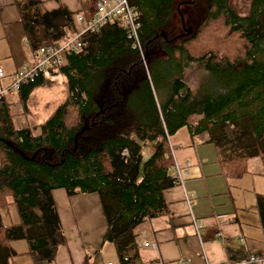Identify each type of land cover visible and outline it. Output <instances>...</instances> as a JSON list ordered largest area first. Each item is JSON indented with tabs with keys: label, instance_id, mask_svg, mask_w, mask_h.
<instances>
[{
	"label": "trees",
	"instance_id": "obj_1",
	"mask_svg": "<svg viewBox=\"0 0 264 264\" xmlns=\"http://www.w3.org/2000/svg\"><path fill=\"white\" fill-rule=\"evenodd\" d=\"M126 1L136 11L142 59L119 21L107 20L82 35L79 50L64 52V63L36 73L16 90L26 111L28 93L42 84L43 72L62 75L63 100L42 122L15 127L0 95V208L13 204L17 214V222L0 220V264L22 254L30 264L53 261L65 242L50 195L54 188L67 195L94 192L106 225L103 238L118 264H131L137 250L134 228L167 213L162 191L175 184L168 172L167 136L189 121L207 132L215 148L227 150L219 160L224 176H240L248 156L260 159L264 174V61L257 60L264 55V0H248L243 16L229 0H206L199 20L185 33L179 7L197 0ZM71 14L63 7L21 13L30 48L58 44L63 26L65 38L73 33ZM147 61L152 68L161 62L173 68L163 69L157 102L146 76L157 69H144ZM192 63L211 77L204 89L200 79L191 89L181 78L182 68ZM140 142L151 147L142 161ZM258 211L264 222V206ZM15 239L25 241V251L8 246ZM83 264H89L86 257Z\"/></svg>",
	"mask_w": 264,
	"mask_h": 264
},
{
	"label": "crops",
	"instance_id": "obj_2",
	"mask_svg": "<svg viewBox=\"0 0 264 264\" xmlns=\"http://www.w3.org/2000/svg\"><path fill=\"white\" fill-rule=\"evenodd\" d=\"M92 2L36 0L35 6H28L25 0H0V69L3 73L0 86H7L10 73L30 64L35 57V49L30 48L24 34L21 13L29 16L63 7L72 14L87 15ZM65 34L66 28L63 26L55 40L60 42ZM46 73L52 74L44 71L42 83L46 80ZM37 86L30 89L25 105L29 96L32 99L31 92ZM1 95L8 105L18 103L16 90ZM20 109L16 110L17 114L28 111L27 105L26 111ZM189 123L190 126L182 125L167 136L172 159L183 166L186 173L180 184L162 191L167 213L145 219L134 228L137 250L131 264H230L249 253H264V222L258 211L259 206H264V190L259 192L253 182L248 185L242 181L244 174L251 173L254 178L260 176L264 182L260 159L248 156L243 162L244 171L240 176H224L219 160L227 156V150L215 148L205 130L194 129V121ZM168 172L170 174L171 169ZM54 194L65 203L75 238L71 244L65 237V242L57 246L53 261L47 264H83L85 257L89 264H103L110 261L102 260L104 249L116 259L113 247L107 241V245L97 253L96 247L104 239L106 227L97 195L94 192L67 195L63 188L62 191L54 188L50 191L53 204ZM183 194L189 196L188 202ZM6 206L0 208V220L5 215L11 220L7 218L8 222L4 224L17 222L16 211L9 213ZM54 209L58 220L61 219L55 204ZM191 219L200 222L196 231ZM9 242L8 246L15 253L26 249L25 241L24 247L17 241L13 248ZM143 242H153L155 246L142 245ZM10 263L30 264V259L26 254L13 255ZM248 264H264V261Z\"/></svg>",
	"mask_w": 264,
	"mask_h": 264
},
{
	"label": "rangeland",
	"instance_id": "obj_3",
	"mask_svg": "<svg viewBox=\"0 0 264 264\" xmlns=\"http://www.w3.org/2000/svg\"><path fill=\"white\" fill-rule=\"evenodd\" d=\"M206 5V0H197L195 4H182L179 7L178 14L179 18L182 19V24L184 28L190 27L192 28L197 21L199 20L203 9ZM229 5L235 10L238 15H247L249 12V1L248 0H229ZM173 22L175 24L178 23L176 17H173ZM264 45V42L262 43ZM158 57H163L160 51L155 52ZM257 60L264 61V55L258 54ZM144 69H157L155 72L151 70L146 71V76L149 82V86L151 89V94L154 102H157L159 99L160 87L163 76H165V70L163 69H173L167 65L166 62H161L152 68L150 66V62H146V66ZM44 78L46 79L45 82L35 87V89L31 92V96L33 95L32 99L30 96L26 102L28 111L23 113H16L18 109H20V105L16 102L8 105V109L10 112L15 113L12 117V124L15 127H24V126H32L35 124H39L42 120L46 117V115L57 105L59 104L64 97V87H63V77L62 75L55 73V74H44ZM181 78L187 88H194L197 81L200 79L202 85L201 88L204 89V86L208 83H211V77L207 74L202 72L200 65L198 64H189L186 67L182 68ZM21 110V109H20ZM196 116H191V119H196ZM36 132V129L32 130ZM140 157L141 161L144 160L149 153L151 152V147L147 142H140ZM242 181L244 184L250 185L251 182L254 183V186L259 192H263L264 190V182L261 180V177L254 178V176L250 173V175H243ZM263 188V189H261ZM58 191H62V188H58ZM53 202V201H52ZM54 204L55 207L61 216L59 219L60 227L64 238L67 237L68 243H73L74 235H73V226L70 222L69 215L65 210V203L61 202L59 197L54 194ZM53 204V206H54ZM7 207V211L9 213H15V207L13 204H9ZM12 217V215H11ZM9 220V216L7 217ZM5 215L1 218L2 223H7L8 219ZM13 222V221H11ZM20 243L22 247L25 246L23 239H16L9 242V245L14 246L15 243ZM107 245L105 239L96 247L97 253L102 251L103 246ZM109 248L111 246H108ZM111 249V248H110ZM114 256V255H113ZM107 253L104 249L101 258L102 260H110L112 264H117L116 259ZM47 264V263H46Z\"/></svg>",
	"mask_w": 264,
	"mask_h": 264
},
{
	"label": "built area",
	"instance_id": "obj_4",
	"mask_svg": "<svg viewBox=\"0 0 264 264\" xmlns=\"http://www.w3.org/2000/svg\"><path fill=\"white\" fill-rule=\"evenodd\" d=\"M73 23L75 25L74 32L63 39L56 45H41L35 50L34 60L20 68L14 70L9 75V82L7 86H0V95L9 91L17 90L22 87L30 78L36 73L44 70L47 67L53 65H59L64 63V52L79 50L81 47L80 38L87 31H95L98 26L107 20L115 19L120 23L121 28L126 35L131 38L132 47H136L139 52L140 58H143V52L140 42L136 36L137 29V15L133 7L128 5L126 0H93L91 9L87 15L81 13H75L72 15ZM3 76L0 69V80ZM169 153L171 157V177L175 184H180L185 175L183 166L178 165L173 159L171 154V148L169 147ZM187 163V161H186ZM186 163L184 166H186ZM184 200L188 202L189 196L183 194ZM191 224L194 231L200 225L199 220L191 219ZM142 245L154 247L153 242H143ZM256 261H264L263 254H246L243 259L234 261L230 264H248ZM103 264H111L110 261H105Z\"/></svg>",
	"mask_w": 264,
	"mask_h": 264
},
{
	"label": "water",
	"instance_id": "obj_5",
	"mask_svg": "<svg viewBox=\"0 0 264 264\" xmlns=\"http://www.w3.org/2000/svg\"><path fill=\"white\" fill-rule=\"evenodd\" d=\"M180 25H181V28L184 30L185 28L183 27V24H182V19L180 17ZM186 31L184 30L183 33H185ZM159 35H161L162 37H164V35L162 33H159ZM157 35H155L154 37H156Z\"/></svg>",
	"mask_w": 264,
	"mask_h": 264
}]
</instances>
